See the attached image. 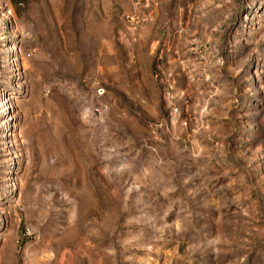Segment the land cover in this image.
<instances>
[{
	"label": "rangeland",
	"instance_id": "rangeland-1",
	"mask_svg": "<svg viewBox=\"0 0 264 264\" xmlns=\"http://www.w3.org/2000/svg\"><path fill=\"white\" fill-rule=\"evenodd\" d=\"M4 100L0 264H264V0H0Z\"/></svg>",
	"mask_w": 264,
	"mask_h": 264
},
{
	"label": "built area",
	"instance_id": "built-area-1",
	"mask_svg": "<svg viewBox=\"0 0 264 264\" xmlns=\"http://www.w3.org/2000/svg\"><path fill=\"white\" fill-rule=\"evenodd\" d=\"M95 94H96L97 97L102 96L104 94L103 88H97L96 91H95ZM93 111H97V109H95Z\"/></svg>",
	"mask_w": 264,
	"mask_h": 264
},
{
	"label": "bare ground",
	"instance_id": "bare-ground-1",
	"mask_svg": "<svg viewBox=\"0 0 264 264\" xmlns=\"http://www.w3.org/2000/svg\"><path fill=\"white\" fill-rule=\"evenodd\" d=\"M5 103H6L5 100L0 103V107L2 108V110L0 109L1 110L0 113L5 112L7 110V108H4Z\"/></svg>",
	"mask_w": 264,
	"mask_h": 264
}]
</instances>
